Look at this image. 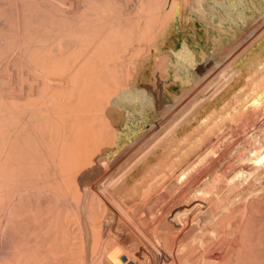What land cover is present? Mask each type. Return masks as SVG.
I'll use <instances>...</instances> for the list:
<instances>
[{"label": "bare ground", "instance_id": "obj_1", "mask_svg": "<svg viewBox=\"0 0 264 264\" xmlns=\"http://www.w3.org/2000/svg\"><path fill=\"white\" fill-rule=\"evenodd\" d=\"M53 1L0 0V264H264V0Z\"/></svg>", "mask_w": 264, "mask_h": 264}, {"label": "rangeland", "instance_id": "obj_2", "mask_svg": "<svg viewBox=\"0 0 264 264\" xmlns=\"http://www.w3.org/2000/svg\"><path fill=\"white\" fill-rule=\"evenodd\" d=\"M52 1H53V0H52ZM56 1H57V0H55V1H53V2H56ZM129 1H130L131 3L137 5V4L139 3L140 0H129ZM85 3H86V2H85ZM82 4H83V2H82ZM82 4H81V2H78V3L76 4V8H75L74 10H75V12H77V14H78L79 11H81L82 8H83V9L85 8V7H83L84 4H83V5H82ZM81 6H82V8H81ZM84 6H85V5H84ZM80 8H81V9H80ZM78 9H79V10H78ZM83 11H86V9H84ZM134 13H136V12L134 11ZM77 14H76V15H77ZM76 18H77V17H76ZM76 20H77V19H76ZM82 20H83V19H82ZM80 21H81V18H80ZM25 91H27V92H25V94L27 95V93H28V88L25 89ZM37 92H38V91H37ZM36 95H37V96H36ZM36 95H35V99L39 100V99H38V98H39V97H38V94H36ZM36 97H38V98H36Z\"/></svg>", "mask_w": 264, "mask_h": 264}]
</instances>
